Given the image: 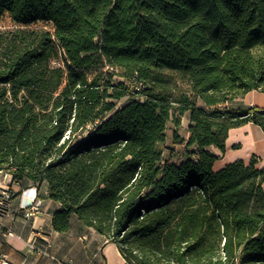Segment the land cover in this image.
I'll return each instance as SVG.
<instances>
[{
  "label": "trees",
  "instance_id": "1",
  "mask_svg": "<svg viewBox=\"0 0 264 264\" xmlns=\"http://www.w3.org/2000/svg\"><path fill=\"white\" fill-rule=\"evenodd\" d=\"M0 26V170L48 184L56 230L76 217L129 264H264V166L212 151L264 131V106L230 105L264 90V0H0Z\"/></svg>",
  "mask_w": 264,
  "mask_h": 264
},
{
  "label": "crops",
  "instance_id": "2",
  "mask_svg": "<svg viewBox=\"0 0 264 264\" xmlns=\"http://www.w3.org/2000/svg\"><path fill=\"white\" fill-rule=\"evenodd\" d=\"M212 151L219 156V168L254 154L259 166H264V131L251 122L231 128L226 150L212 147ZM4 189L14 195L0 204V257L11 264H129L116 243L76 217L67 230H56L53 216L60 203L49 197L47 183L39 190L35 186L22 188L0 170V191ZM34 199L39 201L40 211L27 216L26 206Z\"/></svg>",
  "mask_w": 264,
  "mask_h": 264
},
{
  "label": "rangeland",
  "instance_id": "3",
  "mask_svg": "<svg viewBox=\"0 0 264 264\" xmlns=\"http://www.w3.org/2000/svg\"><path fill=\"white\" fill-rule=\"evenodd\" d=\"M15 29V26H0V47L2 39L7 37L10 30ZM108 69V67H106ZM114 74V79L117 81H127V79L123 76V70L116 68L111 69ZM160 80L165 81L166 87L171 93L172 97L177 96L178 93L183 89H188V84L184 81H180L173 75L171 72L163 71L160 74ZM139 97V96H138ZM126 98L122 99L120 103H123ZM240 104H248V105H259L264 106V90L257 89L247 92L244 96L237 97L233 100L230 105L237 106ZM179 119V122L177 121ZM190 121L188 117V113L184 115H179L174 113L171 120L168 122L167 130H166V140L159 144V147L166 154L169 151V148L172 145V136L175 131H177L180 135L184 137L189 136V127ZM177 149L180 151V156L177 159L180 161L185 157V152L182 147L178 146ZM215 169H219V164L215 163Z\"/></svg>",
  "mask_w": 264,
  "mask_h": 264
},
{
  "label": "built area",
  "instance_id": "4",
  "mask_svg": "<svg viewBox=\"0 0 264 264\" xmlns=\"http://www.w3.org/2000/svg\"><path fill=\"white\" fill-rule=\"evenodd\" d=\"M13 193L9 189H4L0 191V204H4L7 201H9L12 197ZM40 211V203L36 199L32 200L27 206H26V215L27 216H33L36 213ZM9 235H12L13 232L11 230L8 231ZM0 264H11L10 261L5 259L4 257H0Z\"/></svg>",
  "mask_w": 264,
  "mask_h": 264
}]
</instances>
